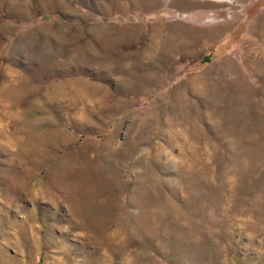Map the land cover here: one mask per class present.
Wrapping results in <instances>:
<instances>
[{"label":"rangeland","instance_id":"obj_1","mask_svg":"<svg viewBox=\"0 0 264 264\" xmlns=\"http://www.w3.org/2000/svg\"><path fill=\"white\" fill-rule=\"evenodd\" d=\"M0 264H264V0H0Z\"/></svg>","mask_w":264,"mask_h":264},{"label":"crops","instance_id":"obj_2","mask_svg":"<svg viewBox=\"0 0 264 264\" xmlns=\"http://www.w3.org/2000/svg\"><path fill=\"white\" fill-rule=\"evenodd\" d=\"M216 33H217V31H213V32L211 31L209 34H211V36H212V35H214Z\"/></svg>","mask_w":264,"mask_h":264}]
</instances>
